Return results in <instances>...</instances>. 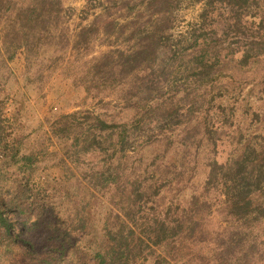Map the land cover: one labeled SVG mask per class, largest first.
I'll return each mask as SVG.
<instances>
[{"label":"trees","instance_id":"16d2710c","mask_svg":"<svg viewBox=\"0 0 264 264\" xmlns=\"http://www.w3.org/2000/svg\"><path fill=\"white\" fill-rule=\"evenodd\" d=\"M95 2L105 23L80 24L68 36L64 22L75 9L62 0H0V63L20 50L28 61L37 59L64 37L87 56L103 36L109 49L89 59L78 80L95 96L117 92L122 106L117 118L79 109L51 125L64 169L88 200L51 194L46 179L37 191L14 181L16 193L27 194L22 207L13 191L7 197L0 188V264L68 258L69 264H166L183 240L206 242L203 224L215 214L237 225L217 235L208 263L264 259L259 245L248 242L264 221V104L244 110L249 127L243 132L238 124L240 138L227 160L217 152L221 133L234 125L228 96L264 82L247 80L255 72L264 77V0ZM200 2L199 20L175 35L178 10ZM5 150L28 171V181L36 177L46 150L20 153L15 144ZM94 153L101 164L80 169ZM55 196H66L65 210Z\"/></svg>","mask_w":264,"mask_h":264},{"label":"rangeland","instance_id":"374dc122","mask_svg":"<svg viewBox=\"0 0 264 264\" xmlns=\"http://www.w3.org/2000/svg\"><path fill=\"white\" fill-rule=\"evenodd\" d=\"M62 1L65 7L75 9L71 17L64 22V32H67L68 36H73L80 24L92 22L104 24L107 20L106 15L101 14V5L95 4V0ZM202 10L203 3L201 2L184 4L176 13L173 33L178 35L186 32L192 23L199 20ZM85 16L86 18L83 19ZM60 31H62L61 27L58 30L55 28L51 34H59ZM56 40V48L46 47L45 53L37 59L28 61L26 53L20 50L11 61L0 63V175L3 178L0 188L7 197L13 191V198L22 207L27 204V194L22 193L19 196L15 191L14 181L21 185L27 184L28 188L37 191L42 188L46 179L47 185L51 187V194L70 192L71 195H79L82 200H88L90 197L87 191L80 190L77 178L70 172L66 173L61 162V148L57 146V139L51 133V125L59 116L79 109L94 110L107 119L117 118L121 115L119 113H122L117 92L103 90L104 92L99 96H95L94 93H88L78 80L84 75V71L89 65L88 60L109 49L105 44L107 41L104 37L100 36L93 42L87 56L80 55L70 48L65 37L62 40L56 38L54 42ZM262 75L263 72H255L249 74L247 80L250 82L264 81V77L261 79ZM263 89L264 82L250 83L242 91L237 90L228 96V105L236 107V111L231 117V124L234 125L228 124L221 133L217 148L219 160H227L234 144L240 138L237 132L238 124L243 127V132L249 127L250 117L244 115V110L248 107L251 109L263 107ZM102 97L103 99H101ZM14 144L20 153H41L46 150L39 155V169H37L36 177L33 180L28 181V171L13 164L9 150H5ZM152 153V151L147 152L146 158H151ZM100 159L101 155L97 153L89 154L81 160L82 163L79 167L82 169V167L99 166ZM72 167L75 166L72 165ZM69 175H71L70 178ZM65 197L56 198L55 196L54 200L59 209L65 210V205L62 206V202L66 203L67 201ZM12 217L16 220L21 219L18 212ZM236 225L228 224L219 214L206 218L203 224L206 236H208L206 242L200 244L185 242L184 244L183 240L174 249L175 251L170 252L171 256L166 264H210L208 263V254L217 246V242H215L217 235L224 229ZM253 233L248 242H256L260 252L264 253V221L256 224ZM253 260L254 262H250L251 264H264V259L258 255H255ZM69 261V258L63 259L61 264H69Z\"/></svg>","mask_w":264,"mask_h":264}]
</instances>
